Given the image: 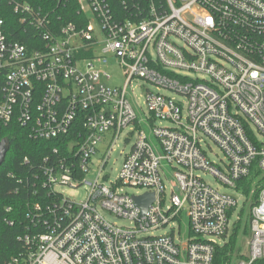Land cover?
I'll list each match as a JSON object with an SVG mask.
<instances>
[{
	"label": "built area",
	"instance_id": "2783aa9c",
	"mask_svg": "<svg viewBox=\"0 0 264 264\" xmlns=\"http://www.w3.org/2000/svg\"><path fill=\"white\" fill-rule=\"evenodd\" d=\"M51 1L11 3L18 25L35 30L29 45L12 39L0 18V127L16 122L31 140L62 141L35 165L24 158L32 169L18 178L27 197L17 235L23 251L5 264H213L237 199L198 172L244 196L250 234L237 264H264V0H122L120 9L108 0ZM72 2L75 20L62 21L57 8ZM110 62L121 86L106 84L111 75L101 67ZM136 79L184 96L185 113L145 87L148 114L138 116ZM126 128L135 141L117 177L102 182L99 169L86 180L93 159L101 155L104 168ZM204 137L219 148V162L201 149ZM253 165L259 178L244 190ZM81 184L79 201L57 188ZM127 186L153 194L144 213L134 201L141 194Z\"/></svg>",
	"mask_w": 264,
	"mask_h": 264
},
{
	"label": "trees",
	"instance_id": "16d2710c",
	"mask_svg": "<svg viewBox=\"0 0 264 264\" xmlns=\"http://www.w3.org/2000/svg\"><path fill=\"white\" fill-rule=\"evenodd\" d=\"M114 8H122V0H108ZM27 2L34 6H54L55 3L51 0H0V18L4 21V28L14 40H19L28 43L35 30L27 28L23 30L18 25V16L13 12L11 3ZM75 4L72 2L66 8H57L58 15L62 21L75 20L76 12ZM25 31V32H24ZM7 137L9 140V150L6 153L4 161L0 165V264H5L11 257L23 251V244L17 240V235L22 231V215L24 212L25 194L22 192V185L18 178H23L29 172L31 166L24 163V158H28L32 165H35L39 160L51 151L53 146H59V143L52 140H31L27 136V131L20 127L16 122L7 126L0 127V140ZM260 172L253 165L250 175L244 179V190L252 184V178L259 176ZM13 175V176H11ZM264 178V177H262ZM18 188V192L15 189ZM12 207L10 212L6 211L7 207ZM7 219L14 220V224H7ZM240 220V219H238ZM248 221L242 228L241 233L246 234ZM240 231L239 221L234 223L233 232L229 236L226 243L217 246L215 249L213 264H229L233 255L236 237ZM242 254L239 258H242Z\"/></svg>",
	"mask_w": 264,
	"mask_h": 264
},
{
	"label": "rangeland",
	"instance_id": "374dc122",
	"mask_svg": "<svg viewBox=\"0 0 264 264\" xmlns=\"http://www.w3.org/2000/svg\"><path fill=\"white\" fill-rule=\"evenodd\" d=\"M101 69L107 71L111 75L110 80L106 83L107 85L121 86L123 84L124 78L121 74V70L115 67L113 62H110L106 66H102ZM190 76L194 77V75H190ZM145 87L149 88L154 92H159L160 94L174 98L177 102L181 104L183 108V113H185L186 99L184 96H181L173 91H168L164 89L156 90L155 87H153L151 84L147 82H144L142 79H136L132 82V90H133L132 96L135 100L134 109L136 110L138 116L139 113H143V112L146 115L148 114L147 108L143 104ZM156 125L170 126L169 122H165V121L162 122L156 121ZM142 128H144L146 132L149 133L148 127L146 125L142 124ZM135 135H136L135 132L133 134H130L129 128L122 130L121 134L119 135L118 139L113 145V150L110 153V156L107 160V164L105 165V167L100 168L101 166V161H100L101 155H100L97 158L93 159V165L91 164L89 165L90 172L87 173L84 178L89 181L94 180L97 177L98 170L101 169L100 181L102 182L104 181L105 183L108 184L109 181L114 180L118 175V170L122 164L124 155L130 150V148L132 147L135 141ZM103 146L104 145H102L101 147L103 148ZM201 149L205 152L207 158L212 162L217 163L219 162L220 159L223 158V155L220 152L219 148L209 138L206 137L203 138V141L201 142ZM162 164L165 165L166 163L162 162ZM165 167H166V171H165L166 176L168 177V179H172V174L169 170V165H165ZM198 173L201 175V177L204 179L205 182L210 184L212 187L216 188L219 192L230 194L237 199V206L235 209L231 211L230 222L228 226V236H226L221 241H219L220 246L226 243L229 239V236L233 232L234 223L239 221L240 231L238 232V235L236 237V243L233 251L234 253L229 261V264H237L240 259L239 255L244 253L246 249L245 244L250 234L248 204L247 203L245 204L244 201L245 198L240 194L239 190H236L235 188L222 184L208 173H203V172H198ZM258 178H259L258 176H254L251 182L257 181ZM164 184L166 185L165 196L167 197L169 193L170 184L167 181H164ZM57 188L59 190H62L64 195L71 197L76 201L84 199L87 192V187L85 186V184H81L76 188H73L68 185L57 186ZM124 191L129 194H141L144 192V189L127 186L124 187ZM101 213L108 221L115 223L119 226L130 225L127 220L118 218L104 209H101ZM238 218L240 220H238ZM247 221H248L247 233L242 234L241 233L242 228L244 227ZM181 222H182L181 223L182 227H184V223L185 224L187 223V216L184 210L181 212ZM163 232L164 230L160 229L158 231H155L154 234L159 235L162 234Z\"/></svg>",
	"mask_w": 264,
	"mask_h": 264
},
{
	"label": "water",
	"instance_id": "95a60500",
	"mask_svg": "<svg viewBox=\"0 0 264 264\" xmlns=\"http://www.w3.org/2000/svg\"><path fill=\"white\" fill-rule=\"evenodd\" d=\"M9 140L7 137H3L0 140V165L4 161L5 155L9 150ZM134 201L138 207H140L141 212L144 213L149 205L153 201V194L152 193H144L141 195L134 196Z\"/></svg>",
	"mask_w": 264,
	"mask_h": 264
}]
</instances>
